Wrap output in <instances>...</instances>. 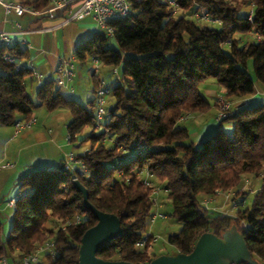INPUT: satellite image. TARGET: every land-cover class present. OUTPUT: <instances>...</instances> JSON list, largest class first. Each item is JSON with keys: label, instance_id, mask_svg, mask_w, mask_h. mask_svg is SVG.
<instances>
[{"label": "trees", "instance_id": "16d2710c", "mask_svg": "<svg viewBox=\"0 0 264 264\" xmlns=\"http://www.w3.org/2000/svg\"><path fill=\"white\" fill-rule=\"evenodd\" d=\"M18 2L36 12L50 5V0ZM128 2L130 14L109 22L112 37L92 31L74 49L78 67L92 58L119 67V76L109 86L111 100L105 104L103 129L95 126L98 76L93 81L94 96L83 104L64 97L55 79L37 86L32 69L18 63L26 54L24 45L0 46V126L13 127L37 107L49 112L65 109L70 115L69 142H88L87 152L75 153L85 171L65 170L61 160L50 168L30 166L18 176L22 194L16 198L5 237L0 221V255L19 264L22 255L52 241L53 254L43 252L44 264H78L80 238L96 218L82 207L81 193L72 184L77 179L86 188L88 201L115 214L123 229L96 251L97 257L148 264L160 255L152 250L151 240L135 247L145 235L155 204L151 192L159 187L167 189L171 215L181 224L166 238L174 253L190 252L204 232L220 236L235 225L252 258L264 264V102L231 107L233 99L254 92V81L264 83V0ZM198 9L220 24L195 18ZM249 61L254 79L248 73ZM207 89H216L230 101L219 120ZM212 105L216 110L212 132L194 138L183 121L206 114ZM129 152L135 154L127 160ZM144 171L153 175L150 185L143 182ZM253 177L261 182L249 205L233 213L202 205V198L217 190L233 191L243 200L246 192L241 184ZM76 215H82L83 222L63 227Z\"/></svg>", "mask_w": 264, "mask_h": 264}, {"label": "crops", "instance_id": "0c3cea01", "mask_svg": "<svg viewBox=\"0 0 264 264\" xmlns=\"http://www.w3.org/2000/svg\"><path fill=\"white\" fill-rule=\"evenodd\" d=\"M15 1L18 2V0ZM74 9L75 6L73 5L70 7H56L53 11L54 18L50 19L46 16L40 17L41 15H32L28 12H24L20 16L15 15L13 12L5 14L3 6L0 4V30L12 31L16 22L20 23L24 29L32 30L30 33L23 36L29 42L30 47L27 48L26 54L18 60V63L36 70L42 75L43 80L55 79L57 75V66L61 58L68 57V55L74 51L77 44L82 40L80 39L79 41H76L73 38L74 35L72 34V28L66 30L69 24L58 26L60 20ZM77 23L78 26L84 29L82 32L89 31V34L92 33L93 30L90 31V29L94 28L92 26L93 21L90 17L78 21ZM79 69L80 67L76 65L72 80L67 82L66 87L60 88V92L66 98L73 97L72 94L76 93L75 87L81 84L84 79ZM90 89L91 91L86 90L83 94H81V97L85 98L86 102L94 96L93 84ZM218 92L219 91L216 89H207L205 94L209 95L214 101V97ZM33 95L35 96L34 93ZM231 102V107L233 109L264 102V83L254 81V92L251 95L244 98H235ZM213 109L214 112L211 116L206 115L207 120L205 121L202 120L205 114L196 115L201 116L197 117L199 120L198 123L196 120L193 121V118L196 116L188 117L185 121H183L185 126L191 128L194 138H198L204 134L208 135L212 132L213 129H211L210 122L212 121V116L216 112L214 107ZM57 111L58 110L49 113L47 112L44 116L45 119H42L44 121L42 125H40L39 118L36 114L32 113L36 122L30 127L19 131L17 134H14L13 127L0 126V164H9V166L0 170V217L4 216V211L8 208L5 204L8 200L5 197L8 192V188L14 185L18 176L25 172L28 167L30 168V166H36L37 163L32 162H38V158L40 159L39 154L36 153L31 156L30 160V147L49 143L54 152H46L45 155L43 154V157L48 156L49 160L52 161L55 160L57 156L58 161L55 165L62 160L65 151H67L65 148L69 145V141H67L66 134V116L63 112ZM56 120L59 124L64 122V138L61 136L60 128L56 129L53 125ZM77 141L79 142V140H76V142ZM83 144L85 145L84 142L82 144H78V146L81 147V151L83 150ZM22 151H26L28 161L22 162ZM73 152L76 153V151ZM55 165H52L51 167ZM214 205L216 207H223V199L221 196H216ZM227 212L230 213L229 211ZM39 259L40 264L46 263L43 253L39 254Z\"/></svg>", "mask_w": 264, "mask_h": 264}, {"label": "built area", "instance_id": "2783aa9c", "mask_svg": "<svg viewBox=\"0 0 264 264\" xmlns=\"http://www.w3.org/2000/svg\"><path fill=\"white\" fill-rule=\"evenodd\" d=\"M173 3V2H171ZM0 4L3 6L4 13L9 14L13 12L15 15L20 16L24 12H28L32 15L42 14L46 17L52 19L54 18V9L56 7H67L71 4H74L75 9L71 11L67 16L63 17L58 26H63L75 21H81L87 17H90L93 21V31L94 32H104L107 36L112 37L114 33L113 27L109 24L112 20L126 17L130 14V4L128 0H50V5L41 12H36L35 10L23 6L19 2L15 0H0ZM194 17L203 20L206 22H214L216 24H220L218 19H213L209 16V14L203 10L198 9L194 12ZM32 30L24 29L20 23L16 22L14 24V29L12 31H2L0 30V46H8L11 45L13 42H19L20 44L24 45L26 48L30 47L29 42L23 37L27 35ZM94 64H97L99 61L95 58L91 59ZM10 62H14L13 58H9ZM76 66V57L74 51L71 52L68 57L61 58L57 66V75L55 78V85L57 88H64L68 81L72 80L74 76V70ZM114 73L117 72L116 68L112 69ZM98 68L95 66L92 70V74L97 76ZM32 75L35 80L37 86H40L43 82V77L40 73L36 70L32 69ZM109 85L106 83L104 79H98L97 88H96V110H95V126L98 130L103 129L101 124L104 114L106 112L105 109V97L109 93ZM215 105L217 107V114L215 116V120H219L220 118L226 115V111L230 107V101L224 97L222 94L215 95ZM183 118L180 117V120ZM36 122L34 116L29 117L25 120H18L14 123L13 129L14 134H17L19 131L30 127L32 124ZM109 138V137H108ZM70 140V137L67 136V141ZM110 142L115 143L112 139ZM88 146L83 148L82 152H87ZM135 153H128L127 160H130ZM136 154H140L138 151ZM121 164V161H119ZM9 166V164H0V170L4 167ZM62 166L65 170H69L70 172L75 171L76 169H80L85 171L86 168L84 166L83 161L80 158H77L75 152L68 151L65 152L62 158ZM153 177L152 173L148 171H144V178L143 182L146 185L151 184V178ZM163 191L164 193L167 192V189H160L156 187L151 192V198L155 203V196L160 192ZM218 192V190L216 191ZM22 193L18 192L14 197L9 198L6 201V206L13 210L15 206V201L18 196ZM227 197H230V192L226 193ZM211 202V199H203L202 205L208 208V204ZM236 202L231 199V207L236 208ZM82 215H76L73 219H66L64 226L66 225H75L83 222ZM157 217H164L162 214H151V220H154ZM151 240L155 242L157 240L156 236H151L149 233H146L143 237L138 239L135 243L136 248H142L145 244ZM53 242L46 241L37 247L34 248L32 252L26 253L21 256L19 260V264H40L39 254L45 251H48L50 254L52 252ZM0 264H11L8 259L4 255H0Z\"/></svg>", "mask_w": 264, "mask_h": 264}, {"label": "rangeland", "instance_id": "374dc122", "mask_svg": "<svg viewBox=\"0 0 264 264\" xmlns=\"http://www.w3.org/2000/svg\"><path fill=\"white\" fill-rule=\"evenodd\" d=\"M249 7L244 8V11H248ZM189 17V16H188ZM78 21L75 22H71L69 23V25L67 26L66 30L69 28H72V34L74 35L73 38L76 41H79L80 39H83L84 37H87L89 35V31H84L82 32V29L80 26H78ZM93 26V24H92ZM93 29L91 28L90 31H92ZM67 32V31H66ZM97 66L98 71H97V76L100 79H104L106 81V83H108L109 86H112V84H114L115 79L117 78V76H119V67H116L117 72L114 73L113 72V68L112 66H108V65H104L101 62H98L97 64H94L92 62V60L90 59L86 65H84L83 67H80V71L83 75V80L81 82V84L77 85L75 87L76 93L72 94L73 98H76L79 102L81 103H86L85 98L81 97V94L84 93V91L89 90L91 91V87L93 84V80H94V75L92 74V70L93 68ZM248 73L250 75V77H252L254 79V74L252 71V67H251V63L249 61L248 63ZM56 78V77H55ZM111 83V84H109ZM33 91V90H32ZM210 102L213 104V99L207 95ZM32 99L35 101V96L32 93ZM111 100V96L107 95L105 97V104H108ZM85 101V102H84ZM214 101H215V97H214ZM58 111L63 112V114H65L66 116V121H69L70 115L68 113L67 110L65 109H60ZM57 111V112H58ZM49 113V111L45 108V107H37L33 110V113L36 114V116L39 118V123L40 125H42L44 123V116L46 113ZM214 112L213 109V105L211 107V109L205 114L204 118L202 119L203 121L207 120L206 115L211 116L212 113ZM191 117V116H189ZM197 117H201V116H196L194 117L193 121L196 120V122L198 123L199 120L197 119ZM184 118V117H182ZM43 119V120H42ZM64 123V122H63ZM63 123H58L57 120L54 121V126L56 129L60 128V133L62 138H64V128H63ZM226 124L223 125L224 129H227L228 127L225 126ZM210 126L211 129L214 128V124L212 123V121L210 122ZM6 129V128H4ZM85 145H82V148H85L88 146V142L84 141ZM69 145L67 146V148H65V152H68L69 150H73L76 152H80L81 151V147L78 146V141L73 142V143H68ZM82 144V143H81ZM51 145L49 143H46L44 145H40V146H35V147H30V160H31V156L35 155L36 153L39 154L40 159L38 158V162H32V163H37L36 166L34 167H48L50 168L52 165H55L58 161V157L56 156L55 160H49L48 156L43 157V154L45 155V153H50V152H54L53 149L50 147ZM53 156V155H50ZM21 160L23 161H28L27 158V154L26 151H22L21 153ZM31 162V161H30ZM18 168V167H17ZM31 168H27V170H25L26 173L27 171H29ZM3 172V170H2ZM261 179L260 177H253L250 180L246 179L243 181V183L241 184V189H245L246 195L245 198H243L242 200V196H236L235 193L233 191H218L215 195H211V196H205L202 198L203 199H211V202L208 204L209 207H213L217 210H221L223 212H227L229 211L230 213H233L237 207H242V206H247L250 204V201L252 199L253 193L256 189V187H258L260 185ZM251 190L249 191L248 189ZM20 191L19 186H18V181L16 179V182L14 183V185H12L11 187L8 188V194L6 193V199H9L10 197H14L17 192ZM230 192V197L226 196V193ZM216 196H221L223 199V207L219 206L216 207L214 205ZM234 196H236L234 198ZM231 199L234 200L236 202V208H232L231 207ZM155 204L152 206L151 208V214H162L164 215V217H157L154 220H151V218L149 217L147 219V230L145 232L152 234L153 236L157 237V240L153 243L152 246V250L156 253L159 254H173L175 249L173 246L169 245L166 242V238L168 235L170 234H174L177 233L180 228H181V224L171 215V203L170 201L167 199L166 197V193L164 192H159L156 196H155ZM6 204V202H5ZM7 213V215H6ZM11 215H12V209L11 208H7L4 211V216L0 217V221L2 223V229H3V236H7L10 226H11Z\"/></svg>", "mask_w": 264, "mask_h": 264}, {"label": "water", "instance_id": "95a60500", "mask_svg": "<svg viewBox=\"0 0 264 264\" xmlns=\"http://www.w3.org/2000/svg\"><path fill=\"white\" fill-rule=\"evenodd\" d=\"M73 186L81 193L82 207L96 218V223L86 229L80 238L78 264H133L124 260H104L96 256V251L119 237L123 229L115 214L96 209L87 198L86 188L77 180ZM258 264L252 258L243 235L235 225H231L220 236L212 232L202 233L188 253L176 252L160 254L148 264Z\"/></svg>", "mask_w": 264, "mask_h": 264}]
</instances>
